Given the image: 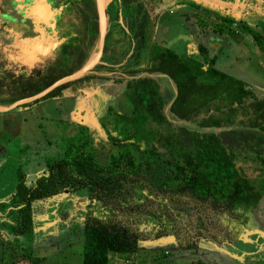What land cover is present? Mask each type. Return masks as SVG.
I'll use <instances>...</instances> for the list:
<instances>
[{"label": "trees", "instance_id": "obj_1", "mask_svg": "<svg viewBox=\"0 0 264 264\" xmlns=\"http://www.w3.org/2000/svg\"><path fill=\"white\" fill-rule=\"evenodd\" d=\"M86 5L92 20L89 47L97 37V24L93 3ZM151 9L142 10L139 0H112L108 6L110 23L102 48V60L108 65L94 66L92 71L115 72L114 63L129 53L118 67L119 73L138 75L126 82L118 99L128 114L117 121L113 115L114 120L108 125L114 134L107 129L105 119H100L106 145L94 142L87 128L80 125L63 138L58 155L43 160L42 174L26 181L28 178L24 177L21 167L17 168L16 182L6 190L9 195L6 202L0 203V208L10 207L12 224L0 222V225H4L18 243V247L13 245L15 249L30 251L25 244H19L18 238L31 240L32 202L64 191L83 190L89 207L82 224L80 264H109L110 254L127 259L137 249L139 239L121 220L108 221L107 213H112L115 206L125 209L126 219L132 213L131 219H139L144 224L157 222L158 231L166 230L165 235L174 236L173 225H168L170 216L163 212L162 206L142 207L149 196L145 190L153 187L164 195L167 193L175 203L183 197L191 202L189 204L209 210L212 216L232 215L236 221L231 223L241 229L234 245L256 253L253 236L252 240L246 237L249 242L245 245L238 238L243 227L251 230L250 213L264 196V97H257L243 81L214 68L215 60L205 56L203 48H198L200 58L193 55L182 60L173 50L151 42L150 26L158 17ZM119 10H122L120 15L125 29L117 20ZM229 24L225 23L227 27ZM126 34L130 40H125ZM72 40L74 38H70L65 49L71 46ZM61 53L70 56L64 54V49ZM80 59H76L77 66L82 64ZM57 61L47 75L40 76V83L28 81L27 87L16 86L19 94L3 92L0 87V105L30 97L59 79L61 75L48 76L54 67L62 64L59 57ZM72 71L62 75L67 76ZM142 73L163 74L172 81L175 94L168 112L177 120L192 123L194 128L173 124L166 118L156 81L141 76ZM86 78L81 76L59 85L31 104L58 93L75 80ZM195 128L219 130L198 131ZM246 161L255 164L252 176L236 165ZM180 213L183 212L175 209L172 218L176 221L174 216H181ZM219 219L225 217L222 215ZM186 247L199 248L196 245ZM260 250L264 251V247ZM258 251L257 261L253 262L263 264L264 253ZM186 264L207 263L196 257Z\"/></svg>", "mask_w": 264, "mask_h": 264}, {"label": "rangeland", "instance_id": "obj_2", "mask_svg": "<svg viewBox=\"0 0 264 264\" xmlns=\"http://www.w3.org/2000/svg\"><path fill=\"white\" fill-rule=\"evenodd\" d=\"M111 1L110 4L108 3L109 7L111 6ZM139 1L142 10L146 11L149 7L148 0ZM84 2H92L95 6V0H84ZM151 10L154 11V9ZM120 12L122 10L116 13L117 20L124 27V19L121 17ZM152 14L154 13L152 12ZM103 17L106 32L110 23L109 14L104 11ZM155 21L150 26V41L160 43L182 56L185 43L183 41L184 35L178 24L180 21H183L181 15L179 16L178 12L173 14L168 13V15L162 12ZM73 23L77 24L75 28L79 31L81 29V26L78 24L79 20L73 21ZM183 24L187 25L188 23ZM237 24L235 26H243ZM0 31L3 34L5 33L4 30ZM2 32H0V35H3ZM242 33L243 40H235L231 35H228L225 39H229L231 42L228 41L227 44L226 40V42L224 41L221 44V48L218 47L213 51L214 68L243 81L257 97H264V40L259 39V36L256 39L253 37L259 34L255 28L251 31H242ZM77 34L80 35V33ZM82 35L83 33H81ZM83 36L84 38L82 39H84L85 44L89 35L87 39L85 34ZM126 37V41L130 40L128 34H126ZM97 43L96 37L91 46H83V56L80 59L82 64L80 66H77V57L75 54H72L73 48L69 53L70 56L63 57L60 54L59 58L62 64L54 67L53 72L48 76L51 78L63 76L62 74L73 70L69 72L68 75H70L78 70L94 57L97 51ZM114 53L117 54V51ZM108 54L106 53V56ZM8 55L9 53H6L4 48L0 46V74L4 75L6 71L5 67H8V64L4 60ZM128 55L129 53L114 63L113 67H117L115 72L104 70L92 71L93 67L89 72L83 74V76L87 77L86 79L75 80L76 82L70 83L65 88L60 89L58 93L46 99L32 104V101H29L26 102V106L19 104L8 111L0 112V199L5 198L6 190L16 182L17 168L21 167L29 176L26 181L38 175L42 160L49 156L58 155V152L61 151L60 146L63 143V138L72 134L77 130L78 126L82 125L86 127L94 142L107 144L105 132L100 127V119H105L107 129L114 134L111 127H109L110 125H108L110 121L114 120L113 115L115 116V121H117L122 116L128 114L127 108L123 107L118 99L121 98V93L126 82L131 78L138 77V75L132 76L118 72L119 65L123 64ZM102 56L101 53L95 66L108 65L106 62H103ZM51 61L52 58L46 60L43 65L40 64V72L46 69ZM13 65H17V62L14 61ZM47 73H44V75H47ZM3 75L0 77L1 90L3 92L7 91L9 94H19V88L14 86L15 80H7L6 76ZM140 75L149 76L156 81L164 103L163 112L171 123L185 125L189 129L194 128L192 123L177 120L169 114L168 108L175 94V87L169 78L158 73H142ZM109 108H111L110 113ZM107 116L109 117L106 118ZM196 130L217 132L219 129L202 128ZM38 161L40 164L34 165ZM236 165L246 175L252 176L255 173V170H253L255 164L248 161L245 163L237 162ZM150 188L145 190V192L148 191L149 196L146 198V201H143L142 207L143 209L145 207L147 209H155L162 206L163 212L167 216H170L168 218L170 220L168 225H173L171 229L174 232V236L165 235L164 232L166 230L158 231L157 227L159 226L157 222L154 224L149 221L144 224L139 219L137 221L133 218L131 219L132 213L129 214V219H126L125 209L115 206L111 211L112 213H107L109 217L108 221L121 220L120 222L123 225L135 231L139 240L137 249L131 252L126 257L127 259L119 256L117 258L113 254H110V264H186V262L194 260L196 257H199L207 264H253V261H257L256 256L252 257L253 261L250 258H242L245 257L242 255L246 251H240V249L245 248L234 245L237 234L241 229L231 223L236 221L232 215L219 213L220 218L222 215L225 217L222 220L218 216H212L209 210L204 209V207L189 204L191 202L185 201L183 197V200H178V203H175L174 200H171L167 196V193L164 195L155 190V188ZM68 194L75 196V198H72V200L69 198L70 196L67 198L65 193L62 194L61 198H67V200L62 201L61 199L54 209L52 208L54 199L46 198L48 200H37L32 203L33 223L38 230L32 235L33 240L31 239L29 242L18 238L19 244H25L30 248V251H21L20 248L15 249L13 245H17L18 247V243H15V239L8 233L7 228H4V225H0V264H30V262H34V264H80L81 224L82 216L85 215L80 208L82 205L89 207V204H85L87 203V197H84L85 191L83 190L68 192ZM42 201L44 202L43 204H41ZM175 209L183 212L180 213L181 216H174L177 218L176 221L174 220L175 218H172V212ZM66 211L72 212L67 213ZM62 212L66 213L59 216L58 213ZM170 213L171 215H169ZM9 215L10 213L2 212L0 220H3V218L5 220ZM79 215L82 216L77 221L76 219L79 218ZM61 218L62 220L72 218L73 221H59ZM250 219H252L251 222L254 224L251 227H255L259 233L262 232L258 237L252 239L256 241L258 238L260 243L261 241L264 243V196L260 199L254 212L250 213ZM251 234V231H247L240 236L242 238V245L249 242L248 240L246 241V237L250 238ZM165 236H171L175 240V243L169 240L163 243L155 241V239ZM176 241L183 243L185 247H181ZM196 244L199 246L197 249L186 247ZM211 244L215 245V247ZM229 245H232V247ZM238 249L240 252L237 251ZM194 251H196L195 254H193ZM258 252L264 253L262 250ZM194 255L198 256L195 257ZM234 255L235 258H233ZM246 257H250V255ZM37 258H40V260H37ZM254 264L262 263L260 261Z\"/></svg>", "mask_w": 264, "mask_h": 264}, {"label": "flooded vegetation", "instance_id": "obj_3", "mask_svg": "<svg viewBox=\"0 0 264 264\" xmlns=\"http://www.w3.org/2000/svg\"><path fill=\"white\" fill-rule=\"evenodd\" d=\"M110 4V0L107 2L104 11L107 12V8ZM48 5V10L45 11L42 8V14L40 15V5ZM94 6V4H93ZM91 11L87 7L84 0H0V30H4L5 33L0 35V46L4 48L6 53H9L8 56L4 58L5 63L8 64V67H5V74L7 80L13 79L15 80V87L18 85L28 86V81L31 82H39L40 83V76L44 75V73L49 72L50 67H52L58 57H60L61 51L64 49V54H68L71 52L75 54L77 58L83 56V46H88L89 40L87 36L90 34L91 31ZM95 12V6H94ZM81 29L79 31L76 30L73 21H78ZM95 21H96V14H95ZM74 33H80V35H76ZM81 33L86 36V43L84 44V36H81ZM106 34V33H105ZM89 37V36H88ZM70 38H74V40L70 41L71 46L65 49L68 44ZM2 51V50H1ZM70 51V52H69ZM102 53V52H101ZM64 57V55H63ZM52 58V61L47 65L46 69H43V73L40 72V64H44L46 60ZM17 62V65H13V62ZM45 70V71H44ZM33 84V83H30ZM38 163L34 165H39ZM44 169V161L42 160L41 166L39 169V174H42ZM35 171V172H37ZM34 172V173H35ZM24 177L29 178V176L23 171ZM33 173V175H34ZM36 175V176H38ZM66 194L67 198L70 199L75 198L68 194L67 191L61 192L55 196L48 197V199H54L52 208L54 209L57 207L59 201H61L62 194ZM9 196L8 193L4 196L5 198L0 199L1 202H6V197ZM85 197V195H84ZM83 197V198H84ZM62 199V201L67 200ZM80 198V197H79ZM46 199V198H45ZM46 199V200H48ZM43 200V199H40ZM73 200V199H72ZM45 201V200H44ZM89 204L88 200H86ZM33 203V202H32ZM44 202L42 201L41 204ZM45 209L46 206H44ZM88 206L82 205L80 210H82L85 215H79V218L76 220L79 221L82 216V224L86 218ZM0 215L1 213H9L10 207L0 208ZM31 211H32V204H31ZM72 212V211H66ZM58 213L59 216L63 213ZM34 214L31 212V239L33 240V234L36 233L38 228L35 227L34 221ZM11 219V212L10 215L4 220H0L2 223L12 224ZM75 219V218H74ZM73 221L71 219L59 221ZM51 224V223H47ZM81 224V225H82ZM251 230H245L242 228V232L239 234V240L242 241L241 235L245 234L247 231H251L253 238L258 237L259 233L257 229L251 227ZM35 230V231H34ZM40 232V231H39ZM23 239L22 237H19ZM248 239V238H247ZM157 239H155L156 241ZM252 240V239H251ZM26 241V240H25ZM201 241V240H199ZM208 241V240H205ZM254 250L258 251L264 245L263 241L253 239ZM178 245L181 247H185L183 243L176 241ZM201 243V242H200ZM197 245V244H196ZM232 246V245H230ZM197 247H199L197 245ZM246 249V248H245ZM242 256L251 255L253 252L247 251ZM239 251V250H238ZM241 251V250H240ZM196 253V251H194ZM193 253V254H194ZM243 254V252H242Z\"/></svg>", "mask_w": 264, "mask_h": 264}, {"label": "crops", "instance_id": "obj_4", "mask_svg": "<svg viewBox=\"0 0 264 264\" xmlns=\"http://www.w3.org/2000/svg\"><path fill=\"white\" fill-rule=\"evenodd\" d=\"M148 6L152 7L158 16L162 12L167 15L178 12L183 18V21L178 23L185 43L183 55H179L182 60H187L193 55L200 58L198 48H203L204 55L214 59L213 51L221 48L224 41L227 40V44L228 41L231 42L225 39L226 36L231 35L235 40H243L242 31H251L253 28L259 32L253 37L256 39L259 36V39L264 40V0H148ZM224 22L226 25L230 23L229 27ZM216 23L218 25L214 26ZM236 23L243 26H235ZM255 254L250 255L251 261ZM109 259L110 264L111 257Z\"/></svg>", "mask_w": 264, "mask_h": 264}, {"label": "water", "instance_id": "obj_5", "mask_svg": "<svg viewBox=\"0 0 264 264\" xmlns=\"http://www.w3.org/2000/svg\"><path fill=\"white\" fill-rule=\"evenodd\" d=\"M107 2H108V0H95V14H96L97 42L98 43H97V51H96L94 57L91 58L90 61H88L87 63L82 65L75 72L71 73L70 75L59 78L58 80H56L52 84H50L48 87H46L44 90H42V91H40V92L30 96V97H26V98L17 100L15 102L9 104L8 106H0V112L8 111V110L18 106L19 104L21 105V104H24L26 102L39 99L40 97L44 96L46 93H48L49 91H51L55 87L83 76V74L89 72L98 63V59L101 56L103 43H104V37H105V33H106L103 15H104V8H105V5L107 4ZM42 8H43V10L47 11L48 5L47 4L40 5V15L42 14V11H43ZM261 234H262V232H261ZM166 240H169V241L175 243V240L171 236H165V237L159 238L156 240V242L163 243ZM233 258H235V255L233 256Z\"/></svg>", "mask_w": 264, "mask_h": 264}]
</instances>
